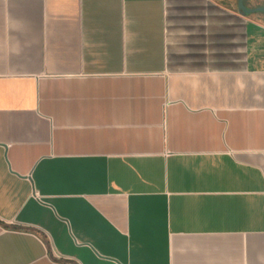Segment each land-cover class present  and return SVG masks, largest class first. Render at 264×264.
Here are the masks:
<instances>
[{"label": "crops", "instance_id": "crops-1", "mask_svg": "<svg viewBox=\"0 0 264 264\" xmlns=\"http://www.w3.org/2000/svg\"><path fill=\"white\" fill-rule=\"evenodd\" d=\"M0 264H264V12L0 0Z\"/></svg>", "mask_w": 264, "mask_h": 264}, {"label": "water", "instance_id": "water-1", "mask_svg": "<svg viewBox=\"0 0 264 264\" xmlns=\"http://www.w3.org/2000/svg\"><path fill=\"white\" fill-rule=\"evenodd\" d=\"M236 1H237V10L241 15L246 16L256 12H264V6L250 8L244 4L243 0H236Z\"/></svg>", "mask_w": 264, "mask_h": 264}]
</instances>
